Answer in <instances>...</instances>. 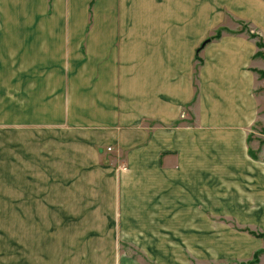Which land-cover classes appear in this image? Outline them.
Instances as JSON below:
<instances>
[{
	"label": "crops",
	"instance_id": "1",
	"mask_svg": "<svg viewBox=\"0 0 264 264\" xmlns=\"http://www.w3.org/2000/svg\"><path fill=\"white\" fill-rule=\"evenodd\" d=\"M233 21L264 27V0H0V153L14 135L24 163L55 171L17 189L13 205L56 214L54 235L11 238L18 264H139L128 244L152 259L158 244L263 249L256 41L223 32L195 58Z\"/></svg>",
	"mask_w": 264,
	"mask_h": 264
},
{
	"label": "rangeland",
	"instance_id": "2",
	"mask_svg": "<svg viewBox=\"0 0 264 264\" xmlns=\"http://www.w3.org/2000/svg\"><path fill=\"white\" fill-rule=\"evenodd\" d=\"M177 5H179V3H177ZM221 29L233 31L243 36L247 34L256 35V33L259 34V31L264 32V27L259 24L252 26L240 22L235 23V21L231 23L230 27ZM257 30L259 31L257 32ZM262 40L263 39L258 36L257 39H255L256 42L262 45L258 47L256 55L250 64V70H253V73H255L253 94L257 98L258 114L255 124L247 138L249 151L252 156L258 160H264V40ZM185 121L187 124H191L190 118H186ZM49 133L50 132H47L48 136L50 135ZM22 142L23 141L18 139L17 136L12 135V137L10 136V145H12L13 148L10 147V149L0 153V189L10 188V194L14 196H10L12 200L10 201V213H8L7 216V220L9 221L8 227L5 226V213L0 214V224L4 226L0 228V235H9L8 245L6 244V240L0 239V251L3 252V256L9 264H18L19 260H22L21 250L19 249L21 245L13 244L11 238L22 235H54L55 231L53 227H50L53 220L56 219V214L54 212L43 213L31 211L25 209L24 206L12 204H15L13 201L14 198L17 199L16 195L19 193V190H17L18 188L28 186L37 187L40 183H42L43 186H49L50 183L48 179L53 178L55 172L53 167L51 168L50 165L44 163L35 164L29 162V160L26 161L27 163H24V156L20 151V147L23 145ZM8 155L9 157H7ZM32 177L34 180H32ZM19 203H22V199ZM41 224L42 226L40 227ZM182 231V228H171V233H173L171 234V240H183L184 236L178 234V232ZM157 246V252H160L159 257L157 259H152L149 257L151 255L150 249L143 248V250H138L133 245H123L127 254L139 264H248V261L223 258L222 255L227 254V247L229 246L227 243L223 244L213 241L202 245L198 243H171L168 245L158 244ZM6 247H8L7 250ZM17 250L20 251L19 254H17ZM259 250H263L264 252V247ZM166 252H169L171 257L167 258ZM30 259H34L32 255H30Z\"/></svg>",
	"mask_w": 264,
	"mask_h": 264
},
{
	"label": "trees",
	"instance_id": "3",
	"mask_svg": "<svg viewBox=\"0 0 264 264\" xmlns=\"http://www.w3.org/2000/svg\"><path fill=\"white\" fill-rule=\"evenodd\" d=\"M223 32H225V33H229V32H227V31H225L224 29H217L214 33H213V35H211V36H209L200 46H199V48L196 50V60H197V62H199V63H201L200 62V60H199V58H198V53L200 52V50L202 49V47L205 45V44H207L208 42H211V41H213V40H217L218 38H220V36H221V34L223 33ZM248 35V37L249 38H251V39H253V40H255V39H257V36L256 35H249V34H247ZM256 44H257V47H261V43H259V42H256ZM250 156L252 157V155L250 154ZM253 158V157H252ZM253 236H255V237H257V238H259V239H261V240H263L264 241V234H260V233H251ZM262 254H264V252H263V250H258V251H256L254 254H253V256H252V258H251V260L250 261H248V264H257L258 263V259H259V257L262 255Z\"/></svg>",
	"mask_w": 264,
	"mask_h": 264
},
{
	"label": "built area",
	"instance_id": "4",
	"mask_svg": "<svg viewBox=\"0 0 264 264\" xmlns=\"http://www.w3.org/2000/svg\"><path fill=\"white\" fill-rule=\"evenodd\" d=\"M109 150H111V149H109Z\"/></svg>",
	"mask_w": 264,
	"mask_h": 264
}]
</instances>
